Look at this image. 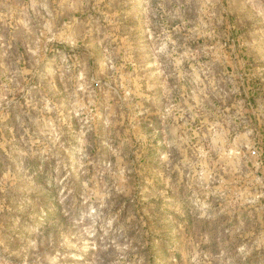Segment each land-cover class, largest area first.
Segmentation results:
<instances>
[{
	"label": "rangeland",
	"instance_id": "374dc122",
	"mask_svg": "<svg viewBox=\"0 0 264 264\" xmlns=\"http://www.w3.org/2000/svg\"><path fill=\"white\" fill-rule=\"evenodd\" d=\"M0 264H264V0H0Z\"/></svg>",
	"mask_w": 264,
	"mask_h": 264
}]
</instances>
